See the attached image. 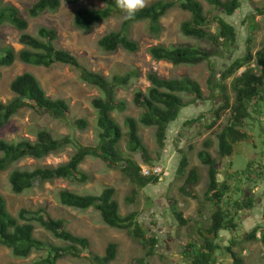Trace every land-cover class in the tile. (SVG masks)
Returning a JSON list of instances; mask_svg holds the SVG:
<instances>
[{
	"label": "trees",
	"instance_id": "16d2710c",
	"mask_svg": "<svg viewBox=\"0 0 264 264\" xmlns=\"http://www.w3.org/2000/svg\"><path fill=\"white\" fill-rule=\"evenodd\" d=\"M84 1L66 0L70 5H81ZM100 1L102 6L80 7L75 12L73 24L76 29L88 32L108 21L116 13L122 14L124 21L120 30L111 31L98 41L99 48L105 53L123 50L135 54L139 52L140 46L131 37L134 24L147 22L150 35L159 38L163 32L161 20L171 10L179 8L189 13L190 18L181 25L182 33L188 38L211 43L214 47L213 51L196 46L165 47L162 45L153 46L148 51L155 61H165L174 66H194L209 62L215 72L208 81L210 97L205 98L201 85L189 77L165 79L155 72H150L147 80L151 86L146 92L139 90L134 94L133 103L141 110L140 117L136 119L128 116L125 120L126 132H123L122 127L112 117L114 112L123 113L129 108L126 100L118 99V90L132 84L133 80L140 77V72L135 69L125 75L116 74L106 77L100 72L88 69L71 52L57 47L56 29L44 26L38 29L36 35L30 34L29 20L21 14L19 8L0 0V27L9 25L16 29L19 32V43L23 46L20 51H16L12 45L0 42V79L1 69L12 67L16 62L45 68L62 65L78 71L84 83L101 92V96L92 101V106L98 115L97 145L78 144L75 154L69 161L56 167L36 166L33 169L12 170L9 181L12 191L17 195L33 189L37 182L43 184L67 180L85 184L90 177L80 169V166L88 157H93L105 162L110 169L119 167L133 183V196H137L139 190L149 185L159 184L162 176L166 177V173L144 176L141 166L131 157L125 156L121 148L122 141L126 140L127 148L132 153H140L145 162L152 163L147 147L139 134V126L155 128L156 141L160 148H164L171 125L178 122L180 115L198 101L211 100L214 104L217 100L219 107L211 109V118L202 115L184 122V126L206 121L204 125L213 130L226 112L232 113L230 121L217 134L219 161L231 159L237 144L251 136L246 131V121L250 119L253 108H257L260 102L264 101L262 95L264 92V48L253 53L252 45L253 34L258 29L256 18L264 15V7H256L255 1L248 0L251 9L248 12L249 15L243 20V23H249V34L245 40L246 49L243 54L233 58L239 43V33L230 21L244 8L245 2L242 0H205L212 8L208 12L199 0H154L138 11L132 19L125 18L117 5V0ZM61 6L62 0H37L27 9L28 17L38 18L46 11H58ZM213 25L216 26L217 31L212 32ZM223 59L227 60L221 65V71H217ZM230 78H233L234 102H231L229 88L226 85V81ZM10 89L15 98L8 103L0 102V131L24 108H31L40 114H50L57 119H67L70 115L68 102L64 99L49 97L37 77L30 72L17 76L11 82ZM257 102L259 104L256 106ZM73 126L85 130L89 123L86 119H80L76 120ZM72 144L76 145L70 137L56 138L47 130L39 131L35 141L1 139L0 172L7 171L13 165L27 159L43 160ZM212 146L213 141L207 139L204 142L205 149L199 152L198 157L202 164L209 168V186L205 195L207 200L213 202L216 210L213 213L211 225L208 228H200L199 237L187 243L183 255L192 264H217L219 256L231 254V257L227 259L230 264H244L242 257L233 251L231 246L220 244L218 241L222 240L220 236L222 231L232 234L241 228L235 211L241 209V206L245 211L250 210L253 199L249 197L242 204L241 200H235L233 203L232 194L235 193L233 187L236 185L234 179H240V177H232L228 174L223 182L219 181L218 163L210 153ZM180 153L181 159L175 179L185 178L180 191L186 196L194 197L195 193L192 189L200 182L201 176L196 168H192L187 174L189 158L184 152ZM230 164L232 165V161ZM252 173L250 178H258L259 174ZM244 174L246 176L245 172ZM57 198L64 207L79 211L95 209L100 213L105 225L112 229L126 231L135 241L141 242L147 250V257L156 254L159 239L145 230L137 212L121 214L115 188L107 187L97 196L80 195L68 189H62L57 192ZM128 200L134 201V197H129ZM170 207L179 224L187 225L188 220L184 218L183 212L178 210L176 203L173 202ZM36 224L52 234L62 245H50L38 239L35 235ZM247 240H259L264 246V223L258 224L249 231ZM3 248L11 250L12 255L19 259H28L34 253L45 252L44 256L30 264H57L59 260L68 256L75 259H87L91 264H111L118 254L117 243H109L103 256L86 254L91 248V241L87 237L78 236L69 231L64 220L51 217L44 208L35 211L22 209L18 215L13 216L8 211L4 196L0 194V252ZM143 263L144 261L140 260V264Z\"/></svg>",
	"mask_w": 264,
	"mask_h": 264
},
{
	"label": "rangeland",
	"instance_id": "374dc122",
	"mask_svg": "<svg viewBox=\"0 0 264 264\" xmlns=\"http://www.w3.org/2000/svg\"><path fill=\"white\" fill-rule=\"evenodd\" d=\"M36 1L4 0L5 3L13 4L19 8L21 14L29 20L28 32L30 34L36 35L38 29L44 26L56 29L58 34L57 47L71 52L88 69L100 72L106 77H112L116 74L125 75L135 69L140 72V77L133 80L132 84L118 90V99L126 100L129 108L123 113L114 112L112 117L122 127L123 132H126L125 120L128 116L136 119L140 117L141 110L133 103L134 94L139 90L146 92L151 86L147 80V75L150 72H155L165 79L189 77L201 85L205 98L210 97L211 91L208 87V81L214 71L209 62L194 66H174L165 61H155L148 51L157 45L165 47L196 46L213 51L214 47L211 43L188 38L182 33L181 25L190 18L189 13L179 8L171 10L161 20L163 32L159 38L150 35L147 22L134 24L131 37L140 46L139 52L135 54L123 50L116 53H105L99 48L98 41L105 34L120 30L124 21L122 14L116 13L108 21L96 26L91 31L84 32L76 29L73 24L75 12L80 7L102 6L100 0H85L81 5H70L66 0H62V6L58 11H46L38 18H29L27 9ZM152 1L154 0H145V5ZM199 1L207 12L212 9L205 0ZM242 1L245 2L244 8L230 21L239 33V43L233 58L245 52V40L249 34V23H243V20L249 15L248 12L251 7L248 0ZM253 1H255L256 7H264V0ZM256 21L258 29L253 34V53L264 48V15L257 16ZM213 31H217L215 25L212 27ZM0 42L12 45L16 51L23 48L19 43V32L9 25L0 27ZM226 60H221L217 71H221V65L225 64ZM1 72L0 102L8 103L14 99L15 95L10 89L11 82L17 76L30 72L37 77L49 97L64 99L68 102L70 115L67 119H57L50 114H40L31 108H24L0 131V140L29 139L35 141L39 131L47 130L56 138L68 136L76 143V145H69L43 160L27 159L13 165L7 171L0 172V194L4 196L8 211L13 216L18 215L22 209L35 211L44 208L51 217L64 220L69 231L75 235L89 238L91 248L86 254H91V256L93 254L103 256L109 243H117V258L111 264H140V260L144 261L143 264H192L183 255L185 246L190 240H196L199 237L200 228H208L211 225L212 216L216 210L213 202L207 200L205 195L209 186V168L203 165L198 157L199 152L205 149L204 142L210 139L213 141L210 153L218 163L219 181L223 182L228 174L232 177L239 176L242 180L234 179L236 185L233 187V191H235L232 194L233 203L235 200H241L240 203L242 204L249 197L253 199L250 210L246 209L245 211L241 206V209L235 211L237 212L236 218L241 225L237 236L234 238L231 236L228 241L224 237L225 239L222 238L218 242L231 246L232 250L242 257L244 264H264V246L259 240H247L248 232L258 224L264 223V101L260 104L257 102L256 106L258 104L259 106L253 108L250 119L246 121V131L251 136L237 144L231 159L221 161H219L217 134L230 121L231 111L223 115L213 130L204 125L206 121L188 127L184 126V122L202 115L211 118V109L219 107L217 100L214 101V104L211 100L198 101L187 108L178 118V122L171 125L164 148H160L156 141L155 128L140 125L139 134L147 147L152 163L145 162L140 153H132L127 148L126 140L122 141L121 148L125 156L131 157L140 166H161L164 168L166 177L162 176V181L157 185H149L139 190L137 196H133V183L119 167L110 169L105 162L93 157H88L80 166V169L90 177L87 183L81 184L67 180H56L52 183L43 184L37 182L33 189L17 195L12 191L9 181L12 170L18 168L33 169L36 166L56 167L69 161L75 154L78 144L84 146L97 145L98 115L92 106V101L100 97L101 92L84 83L80 79L78 71L68 66L56 65L45 68L16 62L12 67L2 68ZM232 84L233 78L226 81L231 102H234L235 93L232 90ZM262 95L264 96V92ZM219 102L221 105L222 100L220 99ZM80 119H86L89 123L85 130L73 126V123ZM180 152H184L189 158L187 174L189 170L196 168L201 176L200 182L192 189V192L195 193L194 197L186 196L180 191L185 178L175 179L181 159ZM230 161H232V165ZM244 172L246 176H244ZM250 173H257L259 176L258 178H250ZM107 187L115 188L121 214L127 215L137 212L145 230L159 239V247L156 248L157 252L154 256L147 257V250L141 242L135 241L126 231L112 229L105 225L100 213L95 209L79 211L64 207L57 198V192L62 189H68L80 195L97 196ZM129 197H134V201H129ZM173 202L176 203L178 210L183 212L184 218L188 220L187 225L182 226L176 220L170 207ZM221 234L229 236L227 232H221ZM35 235L50 245H62L60 241L40 228L38 224H36ZM44 255L45 252L42 251L34 253L28 259H19L12 255L11 250L3 248L0 252V264H30ZM230 255L219 256L217 264H230V261H227L231 257ZM57 264L91 263L84 258L75 259L68 256L59 260Z\"/></svg>",
	"mask_w": 264,
	"mask_h": 264
},
{
	"label": "clouds",
	"instance_id": "9594fccd",
	"mask_svg": "<svg viewBox=\"0 0 264 264\" xmlns=\"http://www.w3.org/2000/svg\"><path fill=\"white\" fill-rule=\"evenodd\" d=\"M117 5L124 13L126 19H132L136 16L137 12L140 11L145 6V0H117ZM155 166H159V165H155ZM143 167H150V166L142 165L141 171Z\"/></svg>",
	"mask_w": 264,
	"mask_h": 264
},
{
	"label": "built area",
	"instance_id": "2783aa9c",
	"mask_svg": "<svg viewBox=\"0 0 264 264\" xmlns=\"http://www.w3.org/2000/svg\"><path fill=\"white\" fill-rule=\"evenodd\" d=\"M163 171L164 170L161 166L143 167L142 169V173L144 176H151L153 174L161 175Z\"/></svg>",
	"mask_w": 264,
	"mask_h": 264
},
{
	"label": "crops",
	"instance_id": "0c3cea01",
	"mask_svg": "<svg viewBox=\"0 0 264 264\" xmlns=\"http://www.w3.org/2000/svg\"><path fill=\"white\" fill-rule=\"evenodd\" d=\"M241 226V225H240ZM239 230H240V228H238V230L237 231H235L234 233H230V232H227V231H222V233H224V232H227V234L229 235V236H224V234H221L220 236H221V238H224V237H226L227 238V241H228V239H230V237L231 236H233V238L235 237V236H237V232H239ZM233 238H231V239H233ZM225 239V238H224ZM226 241V242H227Z\"/></svg>",
	"mask_w": 264,
	"mask_h": 264
}]
</instances>
